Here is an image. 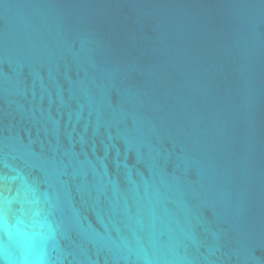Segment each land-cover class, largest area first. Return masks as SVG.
I'll return each instance as SVG.
<instances>
[{"label":"water","instance_id":"1","mask_svg":"<svg viewBox=\"0 0 264 264\" xmlns=\"http://www.w3.org/2000/svg\"><path fill=\"white\" fill-rule=\"evenodd\" d=\"M0 264H264V0H0Z\"/></svg>","mask_w":264,"mask_h":264}]
</instances>
